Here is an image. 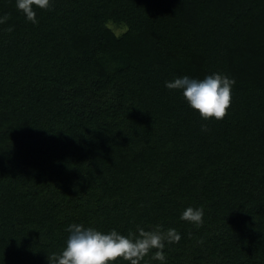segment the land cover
I'll return each instance as SVG.
<instances>
[{"label":"trees","instance_id":"1","mask_svg":"<svg viewBox=\"0 0 264 264\" xmlns=\"http://www.w3.org/2000/svg\"><path fill=\"white\" fill-rule=\"evenodd\" d=\"M34 10L0 0V264H51L71 224L175 229L163 264H264V0ZM215 73L235 81L220 121L165 87Z\"/></svg>","mask_w":264,"mask_h":264},{"label":"clouds","instance_id":"2","mask_svg":"<svg viewBox=\"0 0 264 264\" xmlns=\"http://www.w3.org/2000/svg\"><path fill=\"white\" fill-rule=\"evenodd\" d=\"M50 0H16V8L22 12L32 24L38 23L35 9L47 10ZM9 16L0 17V24L7 23ZM7 32L13 28L8 27ZM235 81L227 76L215 73L203 80L190 79L185 76L166 82L169 90H182V95L191 109L198 112L204 120H223L228 115L232 103V87ZM202 131H207L202 126ZM181 219L197 227L203 224V209L189 207L184 210ZM67 231L69 236L63 250L53 253L48 260L51 264H116L125 261L128 264H141L146 256L155 249L154 260L163 262L165 242L178 243L180 234L175 229L162 232L159 228L146 231L138 226V235L129 233L128 236L119 234L116 230L102 233L83 224H71Z\"/></svg>","mask_w":264,"mask_h":264},{"label":"rangeland","instance_id":"3","mask_svg":"<svg viewBox=\"0 0 264 264\" xmlns=\"http://www.w3.org/2000/svg\"><path fill=\"white\" fill-rule=\"evenodd\" d=\"M109 26L112 28V30H114L115 33L119 34L121 32H123V26H120L119 24L110 22Z\"/></svg>","mask_w":264,"mask_h":264}]
</instances>
